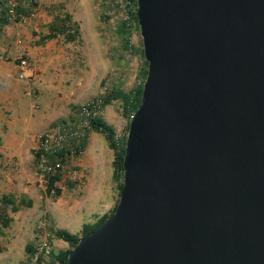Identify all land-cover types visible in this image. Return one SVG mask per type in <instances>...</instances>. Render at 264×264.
<instances>
[{
  "label": "water",
  "instance_id": "95a60500",
  "mask_svg": "<svg viewBox=\"0 0 264 264\" xmlns=\"http://www.w3.org/2000/svg\"><path fill=\"white\" fill-rule=\"evenodd\" d=\"M135 3L118 201L65 264H264V0Z\"/></svg>",
  "mask_w": 264,
  "mask_h": 264
},
{
  "label": "crops",
  "instance_id": "0c3cea01",
  "mask_svg": "<svg viewBox=\"0 0 264 264\" xmlns=\"http://www.w3.org/2000/svg\"><path fill=\"white\" fill-rule=\"evenodd\" d=\"M33 1L36 12L32 18L22 22H11L0 18V199L6 197L16 206L19 197L20 200H29L30 208L40 201L43 204L42 212L46 213L49 222L53 221L56 226L57 222L53 218L57 220L59 213H83L87 202L103 203V191L112 192L110 190L112 179L105 178L101 185L99 176L95 178L88 176L86 179L84 176L83 182L78 185V189H81L78 199L82 203V207L79 208L77 206L79 201L73 199H69L71 205L65 201V203H57L56 199L50 207L48 197H44L46 195L37 185L32 171L34 145L37 138L51 126L64 122L74 115V110L71 108L83 100L79 98L80 87H77V84L78 76L84 73L78 69L77 59L73 60L67 54L66 48H70L72 42L65 41L62 35L50 30L51 26L57 24L56 19L61 16L58 12L62 11L63 6L67 8L73 1ZM88 2L89 0L85 3L79 1L83 6ZM102 4H105L104 8L112 11L110 13L112 16L120 15L112 3ZM65 11L72 14V22H75L81 30L82 39L84 32L80 26L81 20L76 19L71 10ZM85 12H82L83 16ZM19 57L27 63L22 74L17 67ZM66 80H69V86H65ZM81 87H84V84ZM36 106L41 109L40 112L33 111ZM91 133L102 137L108 148L104 136L90 127L85 134L82 162L79 163L85 170L90 165V159L88 161L86 157H89L90 153L99 151L96 149L102 146L101 140L95 136L94 145L89 152H86ZM112 194L113 196L104 204L105 212L93 214L92 223L85 225H92L112 207L115 193ZM85 196L88 198L87 202L84 200ZM5 212L11 220L15 219L14 214L21 217L24 213L23 218L30 215L25 213L21 206L14 212L10 211V206L9 208L6 206ZM58 224L62 229L64 225Z\"/></svg>",
  "mask_w": 264,
  "mask_h": 264
},
{
  "label": "rangeland",
  "instance_id": "374dc122",
  "mask_svg": "<svg viewBox=\"0 0 264 264\" xmlns=\"http://www.w3.org/2000/svg\"><path fill=\"white\" fill-rule=\"evenodd\" d=\"M72 1L67 8L63 6L62 11L58 12L61 15L59 17L64 18L65 15L69 14L65 10H71L74 17L81 20L80 26L82 32H84L82 40L80 37L81 30L78 27L77 40L71 43L70 48H66L69 57L73 60L77 59L78 69L84 73L78 76L79 82L77 84V87H80L79 98L83 100L70 108L74 110L75 114L79 106L97 102L100 107L98 118L112 129L117 143L124 142L127 125L133 113L130 115L129 112L124 111L123 102L118 96L142 88L147 67L142 54L136 19L131 28L127 30L121 16H112L110 14L112 11L104 8L105 4L101 3L100 5L96 0H89L83 6L79 1L85 3L88 0ZM108 2L113 4L111 0H107L105 3ZM85 9H87L86 12ZM82 12H85V14L83 13L84 16ZM116 12L120 14L118 8ZM71 15L68 16L70 21H73ZM121 25L124 30L123 35L120 33ZM66 81L65 86H69V80ZM82 84H84V87H81ZM105 99H108V102L105 103ZM33 111L40 112L41 109L36 106ZM95 136L94 133L89 135L86 152H89L94 145ZM96 137L101 140L102 146L96 149L99 151H95L94 154L90 153V156L86 157L88 161L90 159V165L86 170L79 164L82 162V153L70 161L69 168L76 171L77 175L80 176L79 181L71 182V180L65 179L60 183L53 184V196L44 192L46 195L44 197H48L50 201L48 202L50 207L56 199L58 200L57 203L67 202L68 205L72 203L69 199L79 201L78 197L81 189H78V185L83 182L84 176L85 179L88 176L92 178L99 176L101 185L105 178L112 179L110 163L113 160L114 151L107 148L102 137ZM32 171L34 172V170ZM35 178L37 180L36 176ZM121 183L122 173H119L116 180L112 179L110 186L112 192L103 191V203L87 202L88 198L85 196L84 200L87 202V207L83 209L86 210L83 213H59L57 220L53 218L57 222L56 226L60 230L76 235L79 239L83 235L82 229L79 227L92 223L91 216L93 214L105 212L104 204L108 201V198L113 196L112 193H115L112 207L103 216L108 217L110 215L117 204L118 186ZM25 202V200L17 198V205H20L24 212L30 213V215L23 218L24 213L21 217L14 214L15 219L11 220L13 223L8 224L6 228H0V264H51L54 254L70 251L72 246L55 238L54 233L58 228H56L53 221L49 222L48 215L42 212L43 204L40 201L32 208H30L31 204L29 207H25ZM28 202L30 203L29 200ZM77 206L78 208L82 207V203L79 201ZM27 208H30V210H27ZM58 223L64 225L62 229ZM27 247H29L28 250Z\"/></svg>",
  "mask_w": 264,
  "mask_h": 264
},
{
  "label": "built area",
  "instance_id": "2783aa9c",
  "mask_svg": "<svg viewBox=\"0 0 264 264\" xmlns=\"http://www.w3.org/2000/svg\"><path fill=\"white\" fill-rule=\"evenodd\" d=\"M105 3L107 0H96ZM119 9L125 28L128 30L134 23L135 0H111ZM33 0H0V18L11 22H22L35 14ZM17 67L21 74L27 67L26 61L19 57ZM76 113L64 122L54 124L37 138L34 145V174L37 185L46 194L53 196V184L65 179L79 181L80 176L69 168L71 160L83 152L86 131L90 128L89 120L98 118L100 107L97 102L79 106ZM55 178L48 188V182Z\"/></svg>",
  "mask_w": 264,
  "mask_h": 264
},
{
  "label": "trees",
  "instance_id": "16d2710c",
  "mask_svg": "<svg viewBox=\"0 0 264 264\" xmlns=\"http://www.w3.org/2000/svg\"><path fill=\"white\" fill-rule=\"evenodd\" d=\"M134 21H135V18H134ZM56 22L57 24L51 26L50 28V30L53 33L62 35L65 41L67 42H74L75 40H77L78 27L76 23H73L72 21H70L68 15H65L64 18H57ZM122 28L123 27H121L120 29V33L123 35L124 30ZM125 43H126V40H125ZM140 92H141V88H137V89L131 90L127 94H120L118 96L123 102L122 105L124 106V111L126 113L129 112L128 114L131 115L135 111L139 103ZM104 102L105 103L108 102V99H105ZM89 123L93 131H96L104 136L105 140L108 143V148L114 151V156L111 162V167H112V179L116 180L119 177V173H122L121 161H122V156H123L124 142L122 141L121 143H117L116 142L117 140L114 139L112 129L108 125H106L100 118H96V117L91 118L89 120ZM54 179L55 178H51L49 180L48 188L51 187V184ZM120 188H121V185L118 186V190H120ZM29 205L30 203L28 201L24 203L25 207H29ZM6 206H10V211L12 212L16 211L20 207V205L15 206L14 202H12V200L6 197H2L0 199V228H6L9 222L11 221V219L7 216L5 212ZM105 218H106L105 216H102L100 219H98L99 220L98 222H94V224L92 225H83L81 228L83 232L82 234L85 235L88 232L94 230L97 226H99L105 220ZM54 236L56 239H59L71 245L72 248L78 240L76 235L70 234L64 230L55 231ZM26 249L28 250L29 247H27ZM68 252L69 250L54 254L52 256L53 260L51 264H65L66 256Z\"/></svg>",
  "mask_w": 264,
  "mask_h": 264
}]
</instances>
